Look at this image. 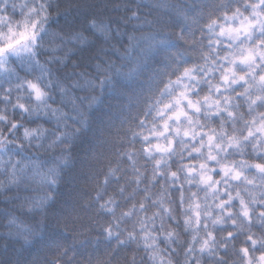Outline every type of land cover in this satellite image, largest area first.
Instances as JSON below:
<instances>
[{"label":"clouds","instance_id":"1","mask_svg":"<svg viewBox=\"0 0 264 264\" xmlns=\"http://www.w3.org/2000/svg\"><path fill=\"white\" fill-rule=\"evenodd\" d=\"M0 264H264V0H0Z\"/></svg>","mask_w":264,"mask_h":264}]
</instances>
